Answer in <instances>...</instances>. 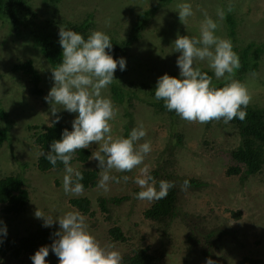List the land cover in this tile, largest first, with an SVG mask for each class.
Wrapping results in <instances>:
<instances>
[{
	"label": "rangeland",
	"instance_id": "1",
	"mask_svg": "<svg viewBox=\"0 0 264 264\" xmlns=\"http://www.w3.org/2000/svg\"><path fill=\"white\" fill-rule=\"evenodd\" d=\"M181 2L183 0H173L156 9L141 37L125 52V72L121 77L116 74L117 79L121 78L120 82H156L159 76L171 72L178 76L176 58L179 53L172 51V42L177 35L198 36L205 13L217 22L216 34L227 39L230 36L225 14L231 15L237 46L250 41L264 42V0H188L193 14L186 19L185 25L179 21L176 10ZM30 4L36 11L37 22L53 17L56 20L79 22L86 14L91 13L94 24L91 31L102 30L111 38L120 40L127 35L136 14L155 5L156 0H60L53 7L41 0H30ZM218 10L224 12L222 18L217 16ZM106 21H109L107 25ZM26 60L32 62L41 76L40 95L29 92L28 77L23 72L12 71L14 64ZM196 63L197 66L208 69L206 61ZM50 68L33 40L28 36L16 39L10 24L0 19V108L6 113L4 121L7 123L8 134L7 140L0 146V178L6 175L22 176L28 193L26 208L21 214L5 217L0 210V224L6 225L8 236L17 238L36 230L48 229L49 227L42 226L41 218L34 216L36 208L53 217L77 210L85 216L96 239L102 245H113L121 255L126 251V245L111 243L108 239V230L113 225L133 235L135 240L142 235L145 245L161 254L160 264H204L207 257L199 249H187L185 235L190 227L185 216L173 217L163 233L142 216L150 202L138 200L135 196L140 189L134 183V178L141 175L140 168L147 166L152 171L157 168L158 161H164L165 155L161 151L166 144H176V137L172 134L175 132L182 135V145L175 150L174 170L179 173L192 171L195 177L204 178L206 182L202 192L185 191L182 194L181 212L185 210L198 217L199 229L202 226L206 230H210L212 226L224 229V234L213 249V256L220 260L217 261L219 264H234L243 255L256 258L259 264H264V167L261 173L243 181H239L236 175H225L224 171L230 164L228 150L237 145L238 134L222 121L189 122L178 116L170 122L164 115L155 114L145 102L135 101L129 107L126 101L120 104L113 101L116 109V116L111 122L113 138L126 136V128L129 132L140 124L146 129L143 140L150 142L151 152L142 165L128 172L111 170L110 175L115 176L117 181L109 182L107 192L98 189L96 185L84 189L79 195L63 191V169L45 172L39 170L36 166L39 150L34 145L33 136L53 119L50 106L44 100L53 84ZM234 79L247 87L249 104L264 106V45L256 72L244 73L240 77L234 75ZM218 81L225 83L223 78ZM104 94L110 97L109 88ZM125 111L130 116H126ZM57 114L60 116L58 122L69 126L76 115L63 110ZM203 141L209 142L211 147L204 146ZM86 149L89 156L85 162L76 159L70 164L81 170H97L99 179L101 170L97 168L96 160L90 159L91 151L98 150V145L93 144ZM184 154L188 156L183 163ZM179 168L184 170L180 171ZM123 176H128V180L124 181ZM113 195H125L128 198L117 206L107 204L108 211L101 212L99 200ZM81 197H88L90 200L89 211L86 213L70 203V199ZM226 210H239L241 218L231 217ZM50 228L55 233L58 223L54 220ZM54 239L55 236L48 245ZM31 262L26 259L17 263L0 264H32Z\"/></svg>",
	"mask_w": 264,
	"mask_h": 264
},
{
	"label": "clouds",
	"instance_id": "2",
	"mask_svg": "<svg viewBox=\"0 0 264 264\" xmlns=\"http://www.w3.org/2000/svg\"><path fill=\"white\" fill-rule=\"evenodd\" d=\"M176 10L179 21L185 25L193 14L191 3L183 0ZM223 15V11H217V16L222 18ZM108 23L106 21V25ZM217 28V22L205 13L198 36L177 35L172 51L179 53L176 58L178 76L164 73L156 80L153 99L162 101L165 109L174 111L180 119L199 123L222 119L228 123L233 118L243 121L246 117L250 94L244 84L234 79L235 71L240 68L239 56L230 39L216 34ZM58 43L62 58L56 67L50 68L53 84L44 96L53 116L48 126L58 123L57 113L61 110L76 115L71 121V130L63 129L60 138L52 140L48 152L41 155L53 166L58 161L63 165V191L79 195L84 191V177L70 164L73 153L98 145V150L91 151L90 159L96 160L101 170L97 188L107 192L109 182L117 181L110 175L111 170L131 171L142 165L151 152L150 142L143 140L146 129L142 124L133 127L126 136L113 138L111 135L116 109L104 93L117 80L114 78L117 67L121 71L125 69L126 59L113 58L110 36L102 30H93L85 37L70 28L59 27ZM197 61H206L212 75L202 71ZM213 77L223 78L225 83L217 87ZM140 172L141 175L134 178L140 189L135 194L138 200H161L174 187L172 181H157L147 166L140 168ZM122 179L127 181L128 176ZM187 186L188 180H184L183 187ZM34 216L42 219L43 227L50 228L55 220L58 230L53 234L56 239L51 245H41L30 255L32 264H49L45 259L49 250L58 258V264H121L120 251L113 245H102L79 211L70 210L53 217L36 208ZM6 234V225L0 224V238ZM204 264H215V261L206 258Z\"/></svg>",
	"mask_w": 264,
	"mask_h": 264
},
{
	"label": "trees",
	"instance_id": "3",
	"mask_svg": "<svg viewBox=\"0 0 264 264\" xmlns=\"http://www.w3.org/2000/svg\"><path fill=\"white\" fill-rule=\"evenodd\" d=\"M60 0H41L42 3L48 4L53 7ZM173 0H156V4L138 12L128 30L127 35L120 39L111 38L112 49L111 54L113 58H125V52L129 49L130 45L141 37L142 32L146 29V25L150 17L155 14L159 6H166ZM227 21V32L233 45V50L238 54L240 61V68L236 70L234 75L240 77L244 73L256 72L260 56L263 52L264 42H248L244 45L237 46L234 37V26L231 15L225 14ZM0 19L7 21L14 32L16 39L26 38L27 36L33 40L34 45L39 49L41 55L47 60L51 68L56 67L61 60V47L58 43L59 27L70 28L75 30L85 37L93 29V15L86 14L79 22H70L67 20H56L53 18L37 22L36 11L33 10L30 0H0ZM107 51V49H106ZM200 67V66H199ZM201 68V67H200ZM126 69V68H125ZM117 70L114 72L118 77L125 72ZM206 71L210 76L211 70L201 68ZM13 72L21 71L28 77L29 92L32 95H40L42 93L40 82L41 76L34 68L30 60L21 63H16L12 67ZM171 76H176L175 73H169ZM117 79V78H116ZM121 79V78H120ZM120 79L114 80L108 86L109 94L112 101L117 104L126 101L129 107L133 106L135 101L145 102L151 107L153 112L157 115H164L171 122L175 117H178L174 111H168L163 106L162 101H155L154 87L156 82H142V81H129L124 84ZM213 83L219 87L223 85L222 81L215 80ZM246 117L243 121L233 118L228 123H225L235 129L238 134V143L235 147L228 150L229 166L226 168V176H238L239 181L247 180L250 176L261 173L264 167V106H257L254 103L247 105ZM126 116L130 113L125 111ZM6 113L0 108V146L7 140V123L4 121ZM222 121L223 120H212ZM207 122V123H209ZM6 123V124H5ZM128 124V123H127ZM126 124V125H127ZM71 130V126L56 123L52 127L48 125L41 128L36 132L34 137V145L39 150V155L36 159V166L39 170H61L63 165L58 161L55 166L51 165L41 155L42 152L47 153L49 145L54 139H59L63 129ZM128 133L126 128L125 135ZM176 137V144L171 146L166 144V147L161 151L164 156V161H158L157 168L150 171L153 177L159 181L161 179L174 182V187L168 191L165 198L150 202V205L143 211V218L150 224L156 226L161 232H166L169 227L170 221L173 217L182 216L188 222V234L185 235V243L187 249L197 250L207 258L219 264L220 260L213 256V249L215 243L221 239L224 234V229L220 226H212L210 230H206L205 226L199 229L200 221L198 217L188 214L185 210L181 212V196L185 191L190 193L202 192L206 186L205 179L194 176L192 171L181 172L174 170L175 150L182 145V135L175 132L172 133ZM203 145L209 146V142L203 141ZM88 149L77 150L73 153L72 160L85 162L88 159ZM188 155L184 154L185 159ZM181 165V164H180ZM192 169V168H191ZM83 174L84 189L92 188L97 185L98 173L95 169H78ZM184 170V168H179ZM190 170V169H189ZM196 171L195 168L192 169ZM184 180H188V186L183 187ZM128 197L125 195H113L99 200L101 212L108 211L107 204H114L117 206ZM28 201V193L24 187V180L22 176L6 175L0 178V210L5 217H12L21 214ZM70 203L82 212L89 211L90 200L88 197L70 199ZM233 218H241L240 211H230ZM193 216V217H192ZM185 221V224L187 225ZM206 230V231H205ZM52 228H43L28 233L17 238H13L6 234L5 237L0 238V262H20L30 259V255L37 250L41 245H48L53 239ZM108 239L111 243L126 245V251L122 254L121 264H160L162 260L161 254L155 250H150L148 245H145L143 236L133 239V235H129L126 231H122L119 226L113 225L108 230ZM45 259L49 264H58L56 257L50 252ZM218 261V262H217ZM32 263V262H31ZM226 264V263H224ZM234 264H259V260L248 255H243Z\"/></svg>",
	"mask_w": 264,
	"mask_h": 264
}]
</instances>
